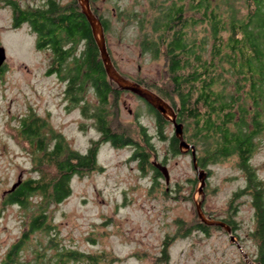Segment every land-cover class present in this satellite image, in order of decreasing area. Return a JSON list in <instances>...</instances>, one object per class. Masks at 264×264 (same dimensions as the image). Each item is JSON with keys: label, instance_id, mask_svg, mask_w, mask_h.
Wrapping results in <instances>:
<instances>
[{"label": "rangeland", "instance_id": "1", "mask_svg": "<svg viewBox=\"0 0 264 264\" xmlns=\"http://www.w3.org/2000/svg\"><path fill=\"white\" fill-rule=\"evenodd\" d=\"M16 2L23 9L44 7L47 0H0ZM65 5L72 0H57ZM157 0H100L94 4L98 15L109 21L107 47L113 63L122 75L132 80L162 85L167 80L166 62L141 54L142 31L139 22L152 13ZM10 9L0 7V47L7 59L0 75V264L11 246L26 231L32 216L38 213L35 195L24 208L3 205L4 194L18 182L41 174L35 168L34 152L19 136L22 120L34 114L48 121L69 145L86 153L100 134L92 120L82 113L85 103L97 104L90 89L84 102L73 105L66 98V83L49 75L53 54L37 48V35L29 25L11 26ZM120 122L127 127L147 128L155 146L157 160L170 176L154 187L153 173L144 175L133 148L116 149L102 144L98 149V169L86 176L74 177L72 194L62 204L49 209L56 239L61 246L88 254L105 253L112 264H247L243 254L224 229L211 227L208 233L196 229L197 204L202 201L206 217L229 220L237 225L233 233L244 253L257 257L254 210L249 195L235 198L246 186V177L237 158L213 164L203 195L198 172L190 153L173 156L171 124L165 129L167 140L157 133L155 117L137 96L125 92L120 99ZM251 164L264 180V138L256 140ZM204 196V200H203ZM48 234L31 236V249L23 258H33L36 244L47 246ZM54 251L50 255H54ZM70 264H86L83 261Z\"/></svg>", "mask_w": 264, "mask_h": 264}, {"label": "trees", "instance_id": "2", "mask_svg": "<svg viewBox=\"0 0 264 264\" xmlns=\"http://www.w3.org/2000/svg\"><path fill=\"white\" fill-rule=\"evenodd\" d=\"M99 1L90 3L106 36L109 21L93 7ZM152 6L153 13L139 22L141 54L155 61L164 59L167 80L157 85L123 76L171 105L184 126L185 140L197 149L201 169L237 158L246 186L234 197H251L256 224L252 235L257 242L254 261L264 264V180L251 164L256 140L264 138V0H157ZM16 12L22 19L18 25L29 23L37 35V48L53 54L48 74L66 83L67 100L78 105L84 102L88 90L94 92L97 104L85 103L82 113L93 121L100 140L83 154L74 150L47 120L34 114L22 120L19 136L32 148L41 177L22 181L7 200L21 208L35 195L41 197V202L26 231L6 253L4 264H112L105 253L88 254L61 246L57 233L51 234L56 228L49 209L71 196L74 177L98 169V149L102 144L116 149L133 148L132 161L138 162L144 175L153 173L155 188L165 178L162 169L166 163L153 160L157 158L156 150L146 127L139 125L135 129L120 122L119 104L125 92L108 78L78 0L65 5L47 0L42 8L16 7ZM140 100L155 117L157 133L166 141L165 129L171 122ZM168 140L169 152L180 155L175 133ZM222 222L232 229V234L238 228L233 221ZM210 228L201 220L196 225L204 234ZM36 233L48 234L50 241L47 246L36 244L33 258L27 260L23 255L31 249V236ZM52 251L54 255H50Z\"/></svg>", "mask_w": 264, "mask_h": 264}, {"label": "water", "instance_id": "3", "mask_svg": "<svg viewBox=\"0 0 264 264\" xmlns=\"http://www.w3.org/2000/svg\"><path fill=\"white\" fill-rule=\"evenodd\" d=\"M82 13L87 19L93 33V37L95 42L99 48V52L101 55L102 62L105 67V71L107 73L108 78L114 82L118 88L124 92L132 93L138 98L147 102L153 109H155L159 114H161L167 121L171 122L174 128L175 137L179 141V148L182 154L191 153L192 163L194 169L198 172V179L200 182L199 193L203 195L204 188L206 186V180L208 178V173L204 169H201L198 165L197 158V149L194 145L188 143L184 138V126L180 124L177 120L176 111L169 105L163 98H161L155 92L143 87L139 83L133 82L127 78H125L115 67L110 53L107 47V41L105 32L102 26L101 21L94 15L90 0H78ZM7 59L6 50L4 47H0V68L5 64ZM164 177L166 179V184H169L170 176L167 171V168L164 167L162 169ZM22 180L19 178L18 182L13 186L10 192L15 190L20 184ZM204 200V196H203ZM197 214L199 219L209 227H221L224 229L231 238L232 243H235L241 253L243 254V258L247 264H259L256 263L252 258H250L246 253H244L242 247L239 242L236 240V237L232 234V229L224 222L218 220H212L206 217L205 213L202 209V201L197 204Z\"/></svg>", "mask_w": 264, "mask_h": 264}, {"label": "flooded vegetation", "instance_id": "4", "mask_svg": "<svg viewBox=\"0 0 264 264\" xmlns=\"http://www.w3.org/2000/svg\"><path fill=\"white\" fill-rule=\"evenodd\" d=\"M2 4H3V7L5 8V9H10L11 10V13H12V20H11V26L14 28V29H18V28H20L22 25H29L30 26V24L29 23H21V24H19L18 25V23H20L21 22V17H19V15H18V13L16 12V7H19V8H21L18 4H16V2H12V1H6V2H1V5H0V7H2ZM22 10H25V9H23V8H21ZM31 28V27H30ZM2 69V70H1ZM4 70V65L0 68V71H3ZM16 184V183H15ZM14 184V185H15ZM13 185V186H14ZM13 186H12V188H13ZM11 188V189H12ZM18 188V187H17ZM16 188V189H17ZM11 189L10 190H8L5 194H4V200H3V205H7V206H12V207H19V208H21V206H19V204H8V197L16 190H13L12 192H10L11 191Z\"/></svg>", "mask_w": 264, "mask_h": 264}]
</instances>
